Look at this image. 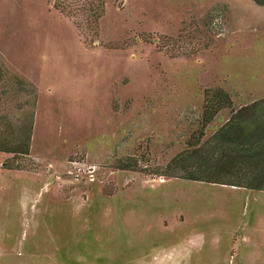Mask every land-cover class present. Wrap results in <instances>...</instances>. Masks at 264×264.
<instances>
[{
    "label": "rangeland",
    "instance_id": "obj_1",
    "mask_svg": "<svg viewBox=\"0 0 264 264\" xmlns=\"http://www.w3.org/2000/svg\"><path fill=\"white\" fill-rule=\"evenodd\" d=\"M56 6L0 0V63L36 92L29 155L0 153V264H264V191L164 177L207 90L264 98V7L106 0L95 24Z\"/></svg>",
    "mask_w": 264,
    "mask_h": 264
},
{
    "label": "trees",
    "instance_id": "obj_2",
    "mask_svg": "<svg viewBox=\"0 0 264 264\" xmlns=\"http://www.w3.org/2000/svg\"><path fill=\"white\" fill-rule=\"evenodd\" d=\"M56 7L71 17H85L96 24L105 12L106 0H54ZM264 7V0H253ZM36 98L33 87L11 73L0 63V153L29 155L33 111L28 96ZM6 100V98H8ZM20 98L18 104L15 103ZM15 103V105H13ZM12 104V105H11ZM233 109V100L223 89L207 90L202 128L189 149L173 158L164 177L181 178L222 186L264 191V98L232 110L231 118L211 138L204 142L205 130L223 110ZM234 111V112H233ZM15 113L22 118L13 120ZM139 162H121V170H137ZM245 181H249L244 186Z\"/></svg>",
    "mask_w": 264,
    "mask_h": 264
},
{
    "label": "crops",
    "instance_id": "obj_3",
    "mask_svg": "<svg viewBox=\"0 0 264 264\" xmlns=\"http://www.w3.org/2000/svg\"><path fill=\"white\" fill-rule=\"evenodd\" d=\"M233 242H234V245L235 246H237V248H238V240H236V237L233 239ZM261 245V241H259V244H257V246L255 247V249L257 248V249H260V246ZM235 251V250H234ZM232 259V258H231ZM255 261L257 262V263H260V262H262L263 261V259H261V256L260 257H258L257 256V254H255ZM229 264H230V262H229ZM234 264H240L239 262H238V259H237V262H235V259H234Z\"/></svg>",
    "mask_w": 264,
    "mask_h": 264
}]
</instances>
